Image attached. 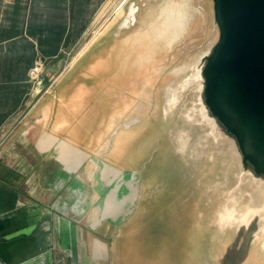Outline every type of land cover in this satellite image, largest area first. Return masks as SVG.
I'll use <instances>...</instances> for the list:
<instances>
[{"label":"water","instance_id":"1","mask_svg":"<svg viewBox=\"0 0 264 264\" xmlns=\"http://www.w3.org/2000/svg\"><path fill=\"white\" fill-rule=\"evenodd\" d=\"M117 8L47 92L82 72L113 116L100 161L121 164L134 199L110 238L97 237L109 261L264 264V0ZM141 88L152 102L144 121Z\"/></svg>","mask_w":264,"mask_h":264},{"label":"crops","instance_id":"2","mask_svg":"<svg viewBox=\"0 0 264 264\" xmlns=\"http://www.w3.org/2000/svg\"><path fill=\"white\" fill-rule=\"evenodd\" d=\"M105 1L0 0V264H113L97 237L124 220L134 189L115 159L100 161L107 105L81 72L17 118L37 56L58 57Z\"/></svg>","mask_w":264,"mask_h":264},{"label":"rangeland","instance_id":"3","mask_svg":"<svg viewBox=\"0 0 264 264\" xmlns=\"http://www.w3.org/2000/svg\"><path fill=\"white\" fill-rule=\"evenodd\" d=\"M121 1L122 0H106L104 5L100 8L99 12L93 17L89 25L86 27V29L82 33L81 38L79 40H76L71 45L64 47L58 57L46 58L42 56L41 54L37 56L36 60H41L44 64L43 71L38 77L42 79V81H39V79L36 78L32 82V89L31 91H29L21 110L18 112L17 118L25 115L26 112L32 107V105L36 101H38L43 95L46 94V90L52 84V82L65 69H67L70 66V64L74 61V59L77 56H79L82 53V51L88 48L90 43H92L96 39V37L100 33H102L103 30L112 22L115 15L117 14V9H118L117 7L121 3ZM32 67L29 69V76L31 75L30 72H31ZM119 85H121V81H119ZM103 97L105 98L106 101L113 102L111 93L106 92V94H104ZM136 101H138V106H139L138 116L140 119H142V121H144L148 118V114H150V112L152 111L151 110V103H152L151 97H149V94L145 93L144 89L141 88L140 92L137 94ZM136 107H137V104H135V108ZM135 133L136 131H134V133L132 134L134 135ZM153 181L154 179L152 178L149 182L150 187ZM153 208L154 207H152V209ZM145 225H146L145 223H141L140 221L138 224V227L142 228ZM216 254L217 255L214 254L215 255L214 263L218 262L219 256H221L220 252ZM208 262L209 263L212 262L210 258H208Z\"/></svg>","mask_w":264,"mask_h":264},{"label":"built area","instance_id":"4","mask_svg":"<svg viewBox=\"0 0 264 264\" xmlns=\"http://www.w3.org/2000/svg\"><path fill=\"white\" fill-rule=\"evenodd\" d=\"M43 67L44 64L41 60H36L34 66L31 69L30 72V77L33 78V80H35L36 78L39 77V75L42 73L43 71ZM61 75V74H60ZM60 75L52 82V84L47 88L46 93L52 88V86L56 83V81L58 80V78L60 77ZM39 81H42V79L38 78Z\"/></svg>","mask_w":264,"mask_h":264},{"label":"bare ground","instance_id":"5","mask_svg":"<svg viewBox=\"0 0 264 264\" xmlns=\"http://www.w3.org/2000/svg\"><path fill=\"white\" fill-rule=\"evenodd\" d=\"M175 260H176L175 258L172 259V261H175Z\"/></svg>","mask_w":264,"mask_h":264}]
</instances>
